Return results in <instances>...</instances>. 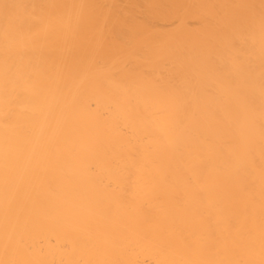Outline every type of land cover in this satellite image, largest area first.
Wrapping results in <instances>:
<instances>
[{
    "label": "bare ground",
    "instance_id": "obj_1",
    "mask_svg": "<svg viewBox=\"0 0 264 264\" xmlns=\"http://www.w3.org/2000/svg\"><path fill=\"white\" fill-rule=\"evenodd\" d=\"M0 264H264V0H0Z\"/></svg>",
    "mask_w": 264,
    "mask_h": 264
}]
</instances>
